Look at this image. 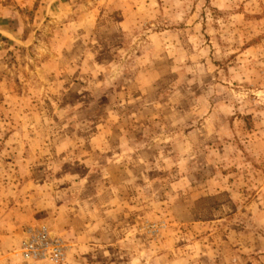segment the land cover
Masks as SVG:
<instances>
[{
	"label": "rangeland",
	"instance_id": "374dc122",
	"mask_svg": "<svg viewBox=\"0 0 264 264\" xmlns=\"http://www.w3.org/2000/svg\"><path fill=\"white\" fill-rule=\"evenodd\" d=\"M45 198L114 234L69 260ZM0 200L26 261L264 264V0H0Z\"/></svg>",
	"mask_w": 264,
	"mask_h": 264
},
{
	"label": "crops",
	"instance_id": "0c3cea01",
	"mask_svg": "<svg viewBox=\"0 0 264 264\" xmlns=\"http://www.w3.org/2000/svg\"><path fill=\"white\" fill-rule=\"evenodd\" d=\"M18 1H29V0H18ZM31 1V0H30ZM143 1V0H142ZM1 201V200H0ZM33 204L36 203V201H33ZM41 204L38 205V214L40 210H45V218L40 220V222H48L49 221V215H54L56 220H61L64 223V226L62 229L63 231L61 234L64 236V238L70 242L72 245L71 252H70V258L71 259H77V257H80V259H85L83 256L88 253H90L92 250L96 251L98 250V247L102 248L103 241L106 240V236L108 234H114V232L110 229L112 226L116 225V222H113L108 220V223H103L102 221L96 222L93 218H88V214L81 215V220L78 218V213L76 212L77 207H70L67 204H64L62 202L61 205H55L53 206L52 202L47 198L43 199ZM87 204V203H86ZM94 205L96 203H93ZM92 204V205H93ZM97 205V204H96ZM37 208V204H35V208ZM89 210V207H86ZM92 207H90L91 209ZM95 211L100 209V207H94ZM53 209H55L54 212ZM59 210V211H58ZM48 212V214H46ZM33 221H30L29 226L33 227H39L43 225L42 223H35L34 221L37 220L36 218L32 219ZM105 232L103 231V229ZM26 228L23 227V224L21 221L13 220L11 217H0V264H36L37 261H26L23 259H20L17 256H14L12 254V251L15 247H17L21 241L22 238L25 236ZM78 234L77 236H74L73 234ZM264 258V256H263ZM253 264H263L262 262H254Z\"/></svg>",
	"mask_w": 264,
	"mask_h": 264
},
{
	"label": "built area",
	"instance_id": "2783aa9c",
	"mask_svg": "<svg viewBox=\"0 0 264 264\" xmlns=\"http://www.w3.org/2000/svg\"><path fill=\"white\" fill-rule=\"evenodd\" d=\"M20 254L28 260H44L63 264L66 260V245L48 227L31 228L23 241Z\"/></svg>",
	"mask_w": 264,
	"mask_h": 264
}]
</instances>
